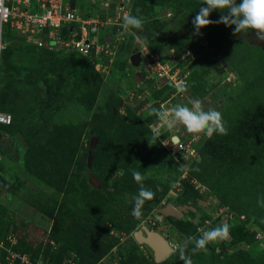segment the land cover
<instances>
[{
	"label": "trees",
	"instance_id": "obj_1",
	"mask_svg": "<svg viewBox=\"0 0 264 264\" xmlns=\"http://www.w3.org/2000/svg\"><path fill=\"white\" fill-rule=\"evenodd\" d=\"M165 1L168 7L175 12H180L179 10L184 12V9L189 5L192 6V4H201L203 2V0ZM133 4L134 1L132 0L130 14L141 17L143 27L142 29H132V32L146 38L145 42L149 44L148 46L155 53L157 46L153 45L150 40H153L152 38L157 30V22L155 19L149 18L147 9L135 11ZM216 12L218 13L216 16L209 17L213 22L217 21L221 15L218 11ZM181 14L178 15L181 17ZM212 24L218 25L221 23H210L208 26L202 27L201 30L207 32ZM67 29L66 27L63 30L67 31ZM130 35L132 34L129 32L127 36ZM3 37L5 46L1 51V73L2 70H5L3 62L10 39L12 37L20 38L14 31L9 29L6 30ZM133 39L132 44L134 45L137 41L134 36ZM125 42L126 40L123 39L120 45H124L123 43ZM125 44H127V57L129 58L132 53V46H130L132 44L130 41ZM31 46L42 51H48L53 55L61 56L66 63L72 59L73 61L78 60L81 65L83 63V67L86 66L94 75L98 74L93 62L88 61L87 58L75 51L68 49L61 52L44 47ZM156 53H160V51ZM128 63L132 65L130 61ZM195 70L197 69L194 67L188 78L187 89L189 90L194 82ZM204 71H207V69L205 68ZM68 81L63 66H61L57 70L55 78L51 79L45 87L44 100L41 101L44 102V105L38 110L37 119H40V122H35L20 133L10 132L9 129L13 126V122L21 123L26 120L27 113L23 112V107L20 105L9 106L0 101V111L10 114L14 113V111H16L15 114L19 113L17 119H14L11 115L12 121L9 125L0 126V128H5L8 134V141L0 145V156L3 158L9 151L17 152L16 156H20L22 169L29 173L32 178L38 177L51 190V192L45 193L42 203L36 205V210L51 221L47 232V240L41 247V252L46 258L45 264H64L68 257L73 264H98L101 258L120 241L121 234L132 237L133 230L139 227V223L144 216L152 212L159 213L153 209H156L162 198L172 187L174 178L180 176L182 166L161 144V139H165L168 132L161 133L157 142L139 158L137 163H134L133 152L150 133L149 126L155 123L157 117L155 114L150 115V113L136 114L134 110H129L127 116H122L115 111L116 103L112 100L108 101L106 108L95 109L90 117L91 127L89 128V135L96 138L90 167L92 173H94L93 176L99 182L97 188L90 186L87 180L84 179L86 172L77 165L75 160L80 130L74 133V131L67 130L62 126L57 127L54 125L49 133L50 135L43 137L37 156L31 157L25 162L22 145H29L34 138L39 139L42 137L40 135L44 133V127L52 123L51 114L60 108V104L64 100V97L61 96L62 89ZM152 83L153 81H146L145 86L143 84L142 87L149 88V90L161 96L164 92L163 90L167 87L155 90L152 87ZM144 88H140L138 94ZM1 89L8 91L7 85L2 88L0 86V91ZM167 89L169 90L168 93L165 96L162 95L161 98L169 95L170 89ZM71 93H74V91H71ZM135 99L138 98H132L133 101ZM132 100L131 102H133ZM152 106L156 107L154 104ZM7 109L14 111L8 112ZM223 125L227 129L226 134L218 135L213 133L211 138L206 137L198 144L197 149L199 150L200 158L198 161H191L187 167L189 177H202L201 179L205 181L206 178L203 176L206 175L209 179L208 183L211 184L209 195L221 200L229 192H233V195L234 193H244L245 191L249 195L264 193V99L260 100L259 103H252L242 107L235 117L229 119ZM17 128L19 129V127ZM181 130H184L186 134H192L188 133L183 127H181ZM162 153L171 159L167 170L169 180L165 181L154 179L145 174L150 157L152 155L159 157ZM196 168H199L200 171L196 172ZM252 168H261L262 171L251 175ZM133 171H139L142 174L144 187L154 193L152 199L145 201L139 216L132 215V197L138 191V184L132 177ZM202 171L206 174L202 173L201 175ZM82 177L86 182L85 185L82 183ZM178 180L180 181V179ZM28 181L20 177L11 185H5L4 189L14 192L15 189H19L20 186L22 187ZM16 182L19 187H17ZM233 182H236L235 185H233ZM181 186L176 191L173 200L180 205L188 204L194 206L195 209L200 208L199 201L202 200V196L196 194L197 190L194 189L193 185L185 180L184 183L181 181ZM0 188H2L1 179ZM33 195L40 196L41 194L33 193ZM219 205L223 208L225 206L221 203ZM225 208L226 213L234 214L236 217L239 216V223L228 224V239L226 242L220 241L219 245L221 247H233L244 244L245 247H253L258 243L259 246L262 239L255 236L254 230L244 225L245 222L251 220L258 228L262 227L254 215L248 212L235 214L232 209L227 206ZM186 212V215H182L180 218L163 216L165 220L170 221L172 228L183 238L182 242L186 241L189 236L199 237L204 232L212 229L214 218L211 219L210 216H207L211 222L205 223L203 221L205 216H202L197 223H194L186 217L188 213H193V210L188 209ZM230 218L232 219V216ZM230 218H226V221H230ZM13 224L14 222L0 227V240L3 241L0 247V264H7V256L5 254L9 246L13 250L29 251L28 243L21 240L17 241L19 240L18 235L15 243H11L7 239L6 236L13 231ZM201 224L203 225L202 228ZM134 243H136L135 240ZM39 245L41 244L36 247ZM212 246L213 244L210 242L206 245L207 251L192 252L191 249L194 244L189 242L185 248V254L191 257L192 264H240L241 261H244V264H248L247 261L251 257L241 247H234L236 249L231 252L217 253ZM128 248L126 250V254H128L126 261L128 264H140L135 259L133 252L129 251ZM262 252V260L264 261V248ZM31 260L35 261L34 259ZM14 264H18V262ZM144 264H183V261L179 259L177 248L158 263L153 261V255H151L150 260Z\"/></svg>",
	"mask_w": 264,
	"mask_h": 264
},
{
	"label": "rangeland",
	"instance_id": "obj_2",
	"mask_svg": "<svg viewBox=\"0 0 264 264\" xmlns=\"http://www.w3.org/2000/svg\"><path fill=\"white\" fill-rule=\"evenodd\" d=\"M133 1L135 11L147 9L149 18L155 19L157 22V30L153 38L151 37L153 40H150L151 38L149 40L152 41L153 45L157 46L156 50L160 51V53H156L157 51L154 53L153 49L148 46L149 44L145 42L138 46V50L143 57L147 56L146 51L152 55H164L170 48L180 53L185 46L189 45L197 55L193 61V65L197 69L195 70L194 82L190 86V90L187 89L181 93V97H184L181 103H188L190 99L199 98L205 109L213 107L221 113V119L224 124L235 117L242 107L252 103H259L260 100L264 99V40L257 37L256 33L258 30H249L245 34L233 33L232 28L234 26L226 27L221 23L218 25L212 24L207 32L200 29L199 34H196L193 31L191 21L199 11L200 4L189 5L184 9V12L181 10H179L180 12H175L168 7L165 0ZM78 5L76 11L79 14H83ZM178 14H181V17ZM216 14H218L216 11H212L209 17L216 16ZM124 40L126 42L130 41L132 44L134 41L133 35L125 37ZM125 43L122 46L120 45L121 48L119 46L115 48L111 58L113 61L108 64L107 68L94 67L98 72L97 75H94L86 66L83 67V63L81 65L78 60L73 61L72 59L66 63L63 57L36 49L27 44L22 38L12 37L10 39L3 62L5 70H2L1 75V88L7 85L8 91L1 89L0 101L9 106L20 105L23 107V112L27 113L26 120L21 123L13 122V126L9 129L10 132L20 133L35 122H40V119H37L38 110L44 105V102L41 101L44 100L45 87L51 79L55 78L57 70L61 66H63L64 73L69 80L62 89L61 96L64 97V100L60 104V108L51 114L52 123L44 127V133L40 135L42 136L41 138H34L29 145L25 146L23 150L25 162L31 157L37 156L43 137L50 135L49 133L54 125L57 127L62 126L67 130L74 131V133L80 130L75 160L77 165L86 172L84 179L87 180L88 184L95 188L99 186V182L93 176L94 173H92L90 167L92 152L91 158L88 156L91 137L89 135L91 113L95 109L106 108L108 101L112 100L116 103L115 111L122 116H127L129 110H134L136 114H149V108L152 104L156 105L155 108H158V100L169 91L165 88L160 96L149 90V88L142 87L143 84L145 86L146 81H149V79H144L146 71L144 66L134 67L128 63L130 57H127L128 48ZM130 46H132L131 51L133 52L135 45L132 44ZM205 68L207 71H204ZM227 77H229V80L225 82ZM143 80L145 81L143 82ZM140 88L144 89L138 94ZM71 91H74V93H71ZM133 94H138L140 98L133 101L129 98ZM163 98L165 99L166 97ZM174 99L177 98L174 97ZM175 104L177 105L178 103ZM7 110L8 112L14 111L12 109ZM15 112L11 113V115L14 119H17L19 113L15 114ZM156 127L154 125L149 126L150 133L133 152L134 163H137L139 158L154 145H149L148 142L151 143V132ZM180 127L183 126H177L170 131V135L174 134L176 129H180ZM159 129L164 131L166 128ZM6 141H8V134L5 128H0V145L6 143ZM95 145L96 141L93 149ZM16 153L15 151H9L3 158L0 156V179L3 188H0V227L14 222L11 239H13L14 234L17 239L18 235L19 240L17 241H25L29 245V251L26 252L29 258L34 259L36 264H45L46 258L41 252V247L47 240V232L51 221L36 210V205L42 203L45 198L43 196L49 191L51 192V190L38 177L32 178L29 173L22 169L20 156H16ZM171 156H173V153H171ZM169 160L171 159L163 153L159 157L152 155L145 174L160 181L169 180V175L167 174L170 166ZM195 171L199 172L200 169L196 168ZM261 171V168H252L251 175L261 173ZM202 173L206 174L204 171L201 172V175ZM20 177L23 180L25 178L30 181L24 183L22 187H19L16 182L19 189H15L14 192L4 189L5 185H11ZM203 177L206 178L205 181L201 179L202 177L199 178L197 176L194 177L195 182H189L186 178L181 180L183 183L185 180L191 183L194 189L197 190L196 194L202 196V200L199 203L200 208L193 210V213H188L186 217L197 223L202 216H205L203 221L207 223L211 222L210 218L207 217L210 216L211 219L214 218L212 227L214 228L222 224L239 223V216L236 217L234 214L226 213L224 210L226 209L225 206L232 209L235 214L248 212L254 215L262 227L258 228L251 220L245 222L244 225L254 230L255 236L262 239L259 246L257 243L253 247H245L244 244L233 247H221L219 242H226L227 236L223 239L212 241L211 244H213L212 247L215 248L217 253L231 252L241 247L251 255L247 261L248 264H264L262 260V249L264 248V193L249 195L245 191L244 193L238 192L233 195V192H229L221 200L209 195L211 184L208 183L209 179L206 175ZM84 179L82 177V183L85 185ZM178 179L179 176H176L174 183ZM235 183L233 182V185ZM33 193H39L42 196H36ZM173 199V195L171 197L170 193L168 202L178 205L179 203ZM218 201L225 205L224 208L219 205ZM157 208H159V205ZM186 213V211H182V215L185 216ZM230 216H232V219ZM226 218L231 220L226 221ZM152 221L154 222L153 225H151ZM139 224L152 226L153 230L161 233L172 245V252L183 241V238L172 228L170 221L165 220L159 213L147 214ZM202 227L203 225L201 224ZM38 244L41 245L36 247ZM127 247H129V251L133 252L135 259L140 264L150 260L152 251L147 245L134 243L131 236L121 234L120 241L101 258L98 264H128L126 261L128 258V254H126ZM7 264H10V261ZM64 264H70L69 257ZM240 264H244V261H241Z\"/></svg>",
	"mask_w": 264,
	"mask_h": 264
},
{
	"label": "built area",
	"instance_id": "obj_3",
	"mask_svg": "<svg viewBox=\"0 0 264 264\" xmlns=\"http://www.w3.org/2000/svg\"><path fill=\"white\" fill-rule=\"evenodd\" d=\"M73 1L74 7L71 8L70 0H0V74L1 51L5 46L3 36L7 29L17 33L29 44L61 52L70 49L93 62L94 67L105 69L104 63L112 62L115 48L120 46L129 33L123 28L122 17L129 14L131 0ZM77 4L83 14L76 11ZM66 27L69 29L64 31L63 28ZM146 53L147 56L142 60L146 71L144 79L153 81L155 89L169 86V97L159 99L158 104L161 110L170 111L176 106L172 98H182L181 93L176 92L175 85L180 81L187 85V78L197 55L188 47L180 53L173 48L164 55H152L148 51ZM227 80L229 77L225 82ZM134 97H138V94L129 98ZM10 121L11 115L0 111V124H8ZM163 125V122L157 120L154 126L162 128ZM193 135L179 138L176 142H171L170 135L162 141V145L173 153L174 159L183 163L182 177L188 163L199 158L195 146L199 139L194 140ZM179 186L180 183L177 182L169 192L175 194ZM15 258L23 264L29 263L24 254L8 250L7 260L10 264Z\"/></svg>",
	"mask_w": 264,
	"mask_h": 264
},
{
	"label": "clouds",
	"instance_id": "obj_4",
	"mask_svg": "<svg viewBox=\"0 0 264 264\" xmlns=\"http://www.w3.org/2000/svg\"><path fill=\"white\" fill-rule=\"evenodd\" d=\"M131 5H132V0H131ZM73 7H74V1H73ZM73 7H71V8H73ZM213 10H216L219 13H221L218 20L215 22L210 21L208 19L210 12H212ZM191 22L193 25V31L196 34H199L200 29L202 27L210 24V23H223L226 27L227 26H234L232 28L233 33L245 34V33H248V31L251 29L258 30L256 33L257 37L261 40H264V0H203V2L199 6V11L193 17ZM122 24H123L124 30L129 31L135 37V39L137 41L136 43H138V44H144L145 43L146 38L138 36L135 32H132V29H142L143 20L141 17L136 16V15H132L129 12V14L123 15ZM31 45H33V44H31ZM34 46H36V45H34ZM185 48H187V47H185ZM188 48H190V47H188ZM140 55H141V61H140V64L138 66L142 67L143 56H142L141 52H140ZM129 61H130V58H129ZM108 64H109L108 62L104 63V65H106V68L108 67ZM193 68H194V65L190 69L189 76H190ZM1 75H2V73L0 74V86H1ZM189 76H188V78H189ZM188 78H187V85L184 81H180L175 85L177 93H183L187 90V87L189 84ZM152 87H153V83H152ZM164 87L169 88L168 85H166ZM155 90H158V89H155ZM170 92H171V89H170ZM170 92H169V94H170ZM137 98H140V97H137ZM183 98H179L177 100L172 98V100L178 104L175 107H173L170 111L161 110L159 108V106H158L159 109L155 108V107L149 108L150 114H155V116L157 117L155 123L157 122V120H159V121L163 122V124H164L163 128L167 127L164 131H160L159 128L153 129V131L151 132V143L148 142L149 145L155 144L157 142V140L159 139L161 133H163V132H168L167 137L170 136V134H171L170 131L175 129L177 126H183V128L188 133L194 134L192 136V138L194 140L199 139L195 144L196 147L198 146V144H200L199 142L202 139H205L206 137L211 138L213 133H216L218 135L226 134L227 129L224 127V125L222 123L221 113L219 111H217L213 107H208L207 109H205V107L202 105V101L199 98L190 99L188 101V103H181V100ZM160 99H164V98H160ZM11 121H12V117H11ZM11 121L8 124H2L1 123L0 126H7L11 123ZM155 123H152L150 125H155ZM165 125H166V127H165ZM163 128H161V130ZM192 134H186L184 132V130H181V127H180V129H176V132L170 136V139H171V142H173L172 141L173 136H176L177 140H178L179 138L181 139V138H184V137L192 135ZM199 134H200V136H199ZM162 141H163V139H161V144H162ZM176 141H174V142H176ZM25 146L26 145H22V151L24 150ZM165 150L171 154V152L169 150H167L166 148H165ZM198 154H199V150H198ZM199 158H200V155H199ZM199 158L197 160H192V161H198ZM190 162L188 163L187 167L190 165ZM179 164L182 166L181 167L182 171H181L180 176H179L180 181L179 180L176 181L172 185V187L168 190L166 195L162 198L161 202L159 203V208L155 209L158 212H159V209L161 207H163L165 204H167V203L172 204L170 201L168 202V200L170 198V192L169 191L171 189H173L174 185L177 182L180 183V186H179V189H180L182 187L181 186V179L186 178L190 182L196 181L194 177H189V173H187V167H186V173H185L184 177H182V175L184 173L183 172L184 171L183 163H179ZM132 177H133V180L135 182H137V184H138L137 194L132 197V200H133L132 215L139 216L141 214V208L144 205L145 201L152 199L154 193L150 189H147L144 187V185L142 183L144 177L142 176V174L139 171H133ZM176 191H175V193H176ZM172 195H173V197L175 196L174 194L171 193V197H172ZM166 197H168V199H166ZM172 205H175V204H172ZM178 205H180V204H178ZM160 215L163 216L161 213H160ZM153 224H154V222L152 221L151 225H153ZM147 227H149V226H147ZM149 228L153 229L152 226H150ZM12 235H13V233H9L6 237L8 239V236H9L10 239H8V240L11 243H15L16 238L13 236V239H11ZM227 235H228V225L222 224L218 227H214V228L204 232L203 235H201L199 237L189 236L186 241L182 242L181 244H179L177 246L178 247V253H179V259L181 261H183V264H192L191 257L185 254V248L187 247V244L189 242L194 244V247L191 249L192 252L207 251V248H206L207 244H209L210 242L215 241L217 239H223ZM2 244H3V241L0 240V247L2 246ZM8 250H12L14 252L17 251V252H20L21 254H24L29 261V263H27V264H36V262L32 261L29 258V256L26 254V252H23L22 250L21 251L13 250L9 246L6 249V254H5L6 256H7ZM7 262H8V260H7ZM15 262H18V264H23L20 262V260L18 258H15L11 264H14ZM70 264H73L71 259H70Z\"/></svg>",
	"mask_w": 264,
	"mask_h": 264
},
{
	"label": "water",
	"instance_id": "obj_5",
	"mask_svg": "<svg viewBox=\"0 0 264 264\" xmlns=\"http://www.w3.org/2000/svg\"><path fill=\"white\" fill-rule=\"evenodd\" d=\"M70 6L73 7V0H70ZM138 46L139 44L136 43L133 49L134 52L130 56L131 64L132 66L135 67L138 66L141 61L140 52L137 50ZM95 140L96 138L94 136L90 138L89 151H88L89 158H91V152L93 150ZM176 140L177 137L173 136L172 141L174 142ZM202 202L204 203V201ZM188 209L195 210L194 206H190L188 204L172 205L170 203H167L159 209V212L163 216H172L175 218H180L182 215V211H187ZM132 237L137 243H144L151 249L153 255V261L155 263L162 261L173 251L172 245L162 234H160L158 231H155L147 227L145 224H141L139 225L138 228L133 230Z\"/></svg>",
	"mask_w": 264,
	"mask_h": 264
}]
</instances>
